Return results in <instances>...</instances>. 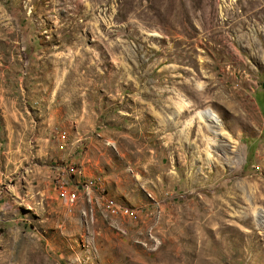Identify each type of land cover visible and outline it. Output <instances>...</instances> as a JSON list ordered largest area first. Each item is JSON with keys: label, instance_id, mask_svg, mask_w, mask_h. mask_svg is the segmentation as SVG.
<instances>
[{"label": "rangeland", "instance_id": "374dc122", "mask_svg": "<svg viewBox=\"0 0 264 264\" xmlns=\"http://www.w3.org/2000/svg\"><path fill=\"white\" fill-rule=\"evenodd\" d=\"M0 264H264V0H0Z\"/></svg>", "mask_w": 264, "mask_h": 264}, {"label": "built area", "instance_id": "2783aa9c", "mask_svg": "<svg viewBox=\"0 0 264 264\" xmlns=\"http://www.w3.org/2000/svg\"><path fill=\"white\" fill-rule=\"evenodd\" d=\"M59 134L64 136L66 134L65 131H59ZM58 174L62 175V179L66 180V172L71 175L72 177L74 176H79L81 174V171L73 164H62V166L58 169ZM57 180V181H60ZM66 182V181H65ZM63 182L62 184H59L58 187V198L62 201V203L64 204V208H71L75 205L76 201H77V193L75 191H71L69 189H67L66 187V183ZM82 187L84 189L87 190V194H88V190L90 193V190L92 189H98L101 190L100 186L97 185V183L92 180V179H88V181H82ZM98 186V187H97ZM105 207L106 210L111 213L112 215H126V216H134V210H132V208L129 207H123L118 205L113 199H106L105 200Z\"/></svg>", "mask_w": 264, "mask_h": 264}, {"label": "bare ground", "instance_id": "6f19581e", "mask_svg": "<svg viewBox=\"0 0 264 264\" xmlns=\"http://www.w3.org/2000/svg\"><path fill=\"white\" fill-rule=\"evenodd\" d=\"M196 116L200 117L201 119H204L205 122L211 119L214 120V118L216 117L210 109L198 110V112H196Z\"/></svg>", "mask_w": 264, "mask_h": 264}]
</instances>
